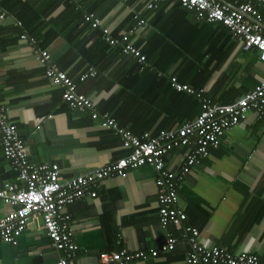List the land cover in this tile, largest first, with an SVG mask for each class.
I'll list each match as a JSON object with an SVG mask.
<instances>
[{"label":"crops","instance_id":"1","mask_svg":"<svg viewBox=\"0 0 264 264\" xmlns=\"http://www.w3.org/2000/svg\"><path fill=\"white\" fill-rule=\"evenodd\" d=\"M148 1L0 0L5 13L0 19V114L16 128L31 164H55L63 180L123 157L127 151L101 126L102 114L137 136L192 121L198 104L174 91L170 77L203 89L219 104L240 98L264 79L256 51H243L226 29L196 21L175 2L147 10ZM247 1L224 0L233 8ZM89 13L100 19L107 36H128L145 58L143 70L116 45L109 47L100 28L81 22ZM134 14L143 27L135 25ZM20 34L34 37L72 78L94 69L96 76L78 82L76 89L92 101L95 118L61 101L59 88L44 78ZM185 153L186 148L169 151L163 167L176 172ZM15 178L0 149V187ZM154 178L148 166L109 176L97 183L94 198L65 208L76 264H98L100 252L159 247L165 231L157 222ZM176 205L185 215L183 225L197 230L199 244L264 260V123L246 113L178 183ZM10 209L0 204V219ZM166 231L177 240L173 250L139 264H184L181 231L172 226ZM59 255L37 219L28 220L15 246L0 244V264H54Z\"/></svg>","mask_w":264,"mask_h":264},{"label":"built area","instance_id":"2","mask_svg":"<svg viewBox=\"0 0 264 264\" xmlns=\"http://www.w3.org/2000/svg\"><path fill=\"white\" fill-rule=\"evenodd\" d=\"M170 2L191 11L196 21L225 27L243 51H256L257 61L264 65V0H249L235 8L224 0H149L145 9L155 10L160 4ZM4 16L0 7V19ZM133 18L136 26H144L142 19L135 14ZM81 22L93 29L100 28L109 46L119 45L121 54L134 59L139 70L145 68L144 56L126 34H121L119 38L107 36V28L102 27L100 19L91 13L83 15ZM16 24L20 25L19 21ZM19 40L28 45L34 61L43 69L44 78L60 89L61 101L70 109L88 110L90 117L95 118L92 101L76 89V81L82 82L96 76L94 69L88 68L74 81L51 60L46 49L37 47L34 37L20 34ZM168 80L174 91L198 99L199 112L192 121L174 129L159 130L154 134L145 132L137 136L120 127L108 115L102 114L101 126L119 140L127 153L102 167L63 180H59L55 164L33 165L28 161L16 128L5 124L0 114L1 154L16 173L14 182L4 183L0 187V204L11 207L0 219V244L15 246L28 220L37 219L41 222L51 248L60 254L54 264H76L77 246L72 239L70 215L65 212V208L84 197L94 198V188L102 179L109 176L122 177L129 170L148 166L155 174L157 222L165 231L163 242L156 250L150 249L148 252L129 253L124 249L100 252L97 255L98 264H139L149 256L172 251L177 240L166 231L167 226L182 233L186 245L184 264H264V260L250 252L230 253L219 247L199 244L197 230L183 225L185 215L176 205L178 183L208 156L210 149L218 146L222 136L237 125L246 113H252L255 121L264 123V79L259 80L240 98L223 104L206 97L203 89L180 84L174 77ZM182 148H186V153L178 170L172 172L165 169L163 157L171 150Z\"/></svg>","mask_w":264,"mask_h":264},{"label":"trees","instance_id":"3","mask_svg":"<svg viewBox=\"0 0 264 264\" xmlns=\"http://www.w3.org/2000/svg\"><path fill=\"white\" fill-rule=\"evenodd\" d=\"M87 24V23H86ZM212 24H214V25H219V24H215V23H212ZM221 26V25H220ZM221 27H223V26H221ZM224 29H225V27H223ZM94 29H97V28H94ZM101 31V30H100ZM112 36H114V35H112ZM100 37H101V39L104 41V38H103V35L100 33ZM118 38H119V36H118ZM105 43L107 44V42L105 41ZM108 45V44H107ZM109 46V45H108ZM110 47V46H109ZM116 47H117V49H118V51L120 52V47H119V45H116ZM136 47V46H135ZM121 53V52H120ZM123 55V54H122ZM138 65V64H137ZM139 67V66H138ZM144 69V68H143ZM142 69V70H143ZM139 70V69H138ZM82 74V73H81ZM68 75V74H67ZM78 75H80V74H78ZM77 75V76H78ZM69 76V75H68ZM77 76L75 77V78H72L71 76H69L71 79H73L74 81H76V79H77ZM77 81H76V86H77ZM60 90V89H59ZM78 92V91H77ZM180 93H184V92H180ZM186 94V93H185ZM188 95V94H187ZM190 97H192L193 99H195V101L197 102V104H198V107H199V101H198V99L197 98H195L193 95H189ZM205 96H206V94H205ZM207 97V96H206ZM209 98V97H208ZM199 112V111H198ZM5 160V159H4ZM6 161V160H5ZM149 250H146V251H144V252H148Z\"/></svg>","mask_w":264,"mask_h":264},{"label":"clouds","instance_id":"4","mask_svg":"<svg viewBox=\"0 0 264 264\" xmlns=\"http://www.w3.org/2000/svg\"><path fill=\"white\" fill-rule=\"evenodd\" d=\"M28 159V158H27ZM29 161V160H28Z\"/></svg>","mask_w":264,"mask_h":264}]
</instances>
